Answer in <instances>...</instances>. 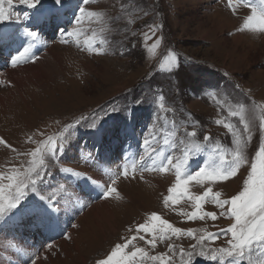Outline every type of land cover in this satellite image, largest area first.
I'll return each instance as SVG.
<instances>
[{"label": "rangeland", "instance_id": "rangeland-1", "mask_svg": "<svg viewBox=\"0 0 264 264\" xmlns=\"http://www.w3.org/2000/svg\"><path fill=\"white\" fill-rule=\"evenodd\" d=\"M69 2V7L66 3L58 13L59 19L55 21L51 15V24L49 13L53 7L52 0H41L43 7L39 12L21 4L20 0H12V4L5 0L3 4L5 13L11 19L0 21L1 28L9 23L25 29L40 28L39 25L45 21V35L58 29L43 39L46 41L45 55L40 54L38 60L0 74V138L4 141L0 143V173L5 174L2 182L11 183L7 177L13 168L26 169L32 160L31 152L47 139L43 138L46 134L52 132L50 136L53 138L63 135L66 146L57 161H48L52 175L45 184L51 187L43 194L53 195V199L63 196L60 203L65 201L64 195L72 192L82 196L79 192L82 187H68L64 179L68 173L60 169H73L71 161L76 150L92 138L87 133L94 130L88 126L93 121L102 129L114 124L120 133L127 131L128 140H131V131H134V138L138 136L141 140H151L156 136L159 142L153 147L157 150L163 148L164 137L169 138L170 144L176 138L177 148L169 146L176 159L179 154L183 155L187 142L192 139L186 136L185 130H195V140L201 145L196 157L208 162L210 156L206 155L210 150L215 156L224 150L226 159H230V152L235 148L233 137L223 124L217 125L215 121L224 120L235 125L241 130L242 139H246L249 133L243 132V123L239 117L230 115L242 106L252 136L245 148L249 163L241 168L236 177L211 185L213 190H221L228 196L237 194L263 139L260 125L264 118V32L255 27H244L251 12H231L223 0ZM78 5L86 13L93 11L98 16L84 15L81 23L76 25L70 16L73 13L74 20ZM26 12L29 13L28 19L24 18ZM74 27L78 31L69 38L64 32L72 31ZM10 31L11 28L5 27L3 33ZM153 31L155 34L151 39L145 40V34L151 35ZM160 37L163 38L160 44L149 53L148 48ZM65 39H69V43H64ZM89 44L99 47L100 52L91 51ZM179 51L197 62L191 64L179 57ZM170 54L178 57L179 64L171 72L167 67H160ZM224 72L230 77H224ZM208 86L218 91L214 101L204 95ZM161 95L164 97L162 101L159 100ZM137 98L143 100L139 106L134 104ZM158 103L163 104V109L157 107ZM128 107L131 108L130 117L125 111ZM91 110L95 112L91 113ZM81 115L85 119L78 126L66 129V125L81 120ZM183 124L185 128L180 127ZM173 131L176 132L174 137L171 136ZM205 135H210L212 139L205 141ZM180 140H185V144H180ZM57 143L62 141L57 139ZM119 150L122 152L123 147ZM150 152L151 148L145 146V161ZM104 165L108 166L107 163ZM88 167H85L86 171L91 172ZM160 173L153 174L149 170L144 175L136 171H128L127 177L121 174L113 186L117 191L92 206L74 222L64 240H57L55 228L51 225L19 223L17 220L10 226V221L7 225H4L5 221H0V226L6 227L5 235L8 237L3 238L0 228V264H13L19 257L18 249L10 245L14 233H18L22 241L19 242L20 253L28 255L25 264H31L33 259L35 264L37 261V264H95L96 260L109 254L116 243L137 235L136 226L145 221L151 222L153 212L175 227L196 230V240L200 235L216 233L214 230L217 227L226 229L229 222H234V218L229 220L228 215L217 213V219L206 217L197 221L198 226L191 227L195 220H188L184 213H191L192 210L183 208L179 199L175 204L170 201L166 206L164 203L165 197L172 195L168 189L175 184V174ZM94 181L102 186L111 185L110 179L101 175ZM206 186L190 182L188 191L200 195ZM66 187L67 191H62ZM91 188L98 190L93 186ZM101 189L103 192L104 187ZM7 195L5 190V197ZM43 233L49 235L40 240ZM140 235L145 234L141 232ZM151 238L152 234L145 235V240L137 236L133 243L144 248L149 255L166 253L172 257L171 264H186L187 258L181 257L179 249L183 248L187 253L192 250V245L197 244L188 242L181 235L170 240H157L153 248L145 242ZM229 238L230 235L221 234L216 240H205L204 244L209 249L216 248L217 244L218 248L227 247ZM49 244L51 248H48ZM169 244L174 245V250L169 249ZM199 250L195 251L198 253ZM194 260L195 264L218 262L195 257ZM252 260L256 261L254 264H262L264 257L254 256Z\"/></svg>", "mask_w": 264, "mask_h": 264}, {"label": "snow or ice", "instance_id": "snow-or-ice-1", "mask_svg": "<svg viewBox=\"0 0 264 264\" xmlns=\"http://www.w3.org/2000/svg\"><path fill=\"white\" fill-rule=\"evenodd\" d=\"M89 0H81V3H88ZM232 0H229L231 4ZM5 0H0V21L11 19V17L5 13L3 4ZM8 4H12V0H7ZM20 3L27 5L28 8L40 11L43 7L41 0H20ZM53 7L50 9V14L59 19L58 13L66 5V0H52ZM251 3V0H249ZM38 5L40 6L38 8ZM260 11L252 8V14L249 15L245 22L244 27H255L258 30L264 32V0H259ZM87 15L89 17L98 16V13L93 11L85 12V9L77 6V14L74 16L76 25L81 23V17ZM24 18H29V13H24ZM19 19V17H17ZM159 27L162 28V25ZM66 31V30H65ZM78 29L73 28L72 31H67V36L71 38ZM25 35L35 39L38 36L36 31H26ZM154 31L149 34H145V40L151 39L154 35ZM4 39L0 34V41ZM163 38L160 37L156 40L155 44L148 48L149 53L153 52V49L160 44ZM64 43H69V39H65ZM33 47L32 43H29L27 47H24L23 51L18 56L14 57L12 64L15 66L21 57L29 53ZM89 48L94 53H99L100 49L97 46L89 44ZM32 59L33 57H29ZM162 69L167 67V70L171 72L174 68H178V57L175 54H170L165 57V63L160 65ZM237 87H239L237 85ZM164 97L161 95L159 100L162 101ZM143 103V100L137 98L134 104L139 106ZM157 107L163 109V104L158 103ZM113 111H120V109H113ZM129 117L131 116V108L125 109ZM233 117H239L241 123H243V132L249 133L246 139H242L241 130L231 123H225L224 120H216L217 125L223 124L227 128L228 133L233 137V143L235 148L230 152V159L225 158V151L220 150L215 158L209 157L208 162L198 167L197 170L192 172L184 171L186 165L190 163L191 159L196 157V154L201 151V145L195 140L197 132L195 130L187 132L186 136L192 138L187 142V147L183 152L182 159H176L173 155L165 154L163 148L157 150L153 147L154 144H158V138L153 136L151 140L145 138L143 145L151 148V152L147 156V161H151L150 166L147 165L144 157L140 159L145 161L140 165L141 171H160L167 172L169 170L175 171L176 182L172 185L168 191L170 194L164 199V203L167 206L171 201L173 204L177 203V197H187L189 200L194 201L195 211L191 213H184L188 220L205 219L210 217L211 219H217L216 212H208L203 210V204L210 200L216 207L221 209L220 215H228L234 218V223H231L226 229H220L217 233H207V235H200L197 238V244L191 246L192 250L185 253L183 248L179 249L181 257L187 258L186 264H195L194 257L196 259L203 258L209 262H217L219 264H253L252 258L254 256L264 257V139H262L258 150L255 153L254 160L251 162L247 175L243 180L242 189L235 195L229 198H222V193L219 191H213L211 185L217 182H226L231 178L236 177L241 168L248 164V158L245 153L247 143L251 141L252 136L250 133L249 123L244 117V108L241 106L238 111H232L230 113ZM75 121V124L66 125V129H72L78 126L82 120ZM102 119V118H101ZM90 128L99 131V126L95 121L88 124ZM262 134H264V118L260 125ZM171 136H176V132L173 131ZM57 139L62 143H57ZM212 137L205 135L204 140L209 141ZM65 137L61 135L58 138L48 137L46 140L41 141L40 145L31 152L32 160L26 169L13 168L11 174L8 175V179L11 183L4 184L2 180L5 174L0 173V221H19L21 223H36L37 225L46 224L51 225L58 216L56 213L60 211V199H53V195H45L47 189L51 187L49 184H45V181L52 175L51 165L48 161H57L58 156L63 152L65 144L63 141ZM4 142L0 138V143ZM163 144L170 146L172 149L177 148V143L173 141L169 143V138H163ZM180 144H185V140H180ZM191 153V155H190ZM174 160L176 162L174 163ZM62 172L71 174L76 177L83 178V186L81 188L84 191V186L89 188V192L94 190L91 188L92 184L97 187H102L91 177H87L85 174L74 171L72 168L65 167L60 169ZM124 176H128L127 169L123 172ZM134 178V176H133ZM115 181H113L114 183ZM190 182H195L199 185H207L200 195L190 193L188 191V185ZM5 190L8 195L5 197ZM114 187H104L103 192L97 193L98 196H102L107 199L112 192H116ZM150 221H145L136 226L134 235L130 238L124 239L122 243H116L109 254L105 257L96 260L95 264H171L172 257L167 256L166 253L157 255H149L148 251L144 248L137 247L133 243L137 236L140 240H145V235L152 234L151 239H147L145 242L156 247L157 240H170L173 236L179 238L181 235H187L188 237L196 238V230L194 229H182L175 227L169 221L162 219L158 213H151ZM143 232L145 235H140ZM223 234L226 237L230 235L227 240L228 247L212 248L209 249L205 246V240H216ZM52 245L49 244L48 248ZM169 249L174 250V245L169 244ZM199 248L197 253L195 250ZM31 264H35V259L31 261ZM264 264V262H262Z\"/></svg>", "mask_w": 264, "mask_h": 264}, {"label": "bare ground", "instance_id": "bare-ground-1", "mask_svg": "<svg viewBox=\"0 0 264 264\" xmlns=\"http://www.w3.org/2000/svg\"><path fill=\"white\" fill-rule=\"evenodd\" d=\"M251 14H252V11H251ZM224 22V21H223ZM230 26V25H229ZM238 28V27H237ZM263 38H264V36H263ZM236 40H238V39H236ZM238 53V52H237ZM12 74V73H11ZM125 87H127V86H125ZM3 99V98H2ZM2 105V104H1ZM107 179V178H106ZM77 243H78V241H77ZM73 248V247H72ZM71 248V249H72ZM75 249V248H74ZM38 259V258H37ZM38 262V261H37ZM37 262H36V264H37ZM75 263V262H74ZM39 264H42V263H39Z\"/></svg>", "mask_w": 264, "mask_h": 264}]
</instances>
